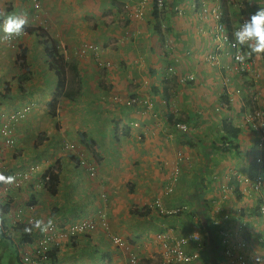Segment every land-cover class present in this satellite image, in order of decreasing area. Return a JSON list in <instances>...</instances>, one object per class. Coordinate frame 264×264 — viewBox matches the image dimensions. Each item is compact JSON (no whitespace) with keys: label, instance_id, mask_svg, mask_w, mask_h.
Instances as JSON below:
<instances>
[{"label":"crops","instance_id":"crops-1","mask_svg":"<svg viewBox=\"0 0 264 264\" xmlns=\"http://www.w3.org/2000/svg\"><path fill=\"white\" fill-rule=\"evenodd\" d=\"M152 1L40 0L41 7L35 9L26 0H0V12L25 15L27 25L44 27L59 42L68 60L69 90L68 97L59 98L54 119L47 102L56 78L47 70L35 37L23 33L0 41V89L9 82L12 93L11 100L1 103L0 113L20 108L23 101L32 103L29 115L12 122L14 145L4 147L0 173L30 164L45 169L57 159L60 163L56 195L37 186L36 170L20 189L0 197V204L8 203L3 216L12 225L21 210L25 224L29 218H53L63 225L96 218L101 211L109 230L98 224L92 235L76 237L81 241L75 246L68 241L60 247L62 257L85 248L86 264H128L126 252L112 244L113 236L130 239L141 258L164 264L160 244L150 242L163 232L177 239L199 235L183 245L187 253L197 254L186 264H227L224 234L228 245L248 258L247 264H256L255 256L264 259V217L257 211L264 193L256 194L233 173L248 175L257 153L255 133L243 115L264 107V93L257 101L252 98L264 89V57H253L245 74L231 71L228 48L219 43L214 29L213 10L220 8V0H164L159 35L153 28ZM263 4L246 0L241 10L232 6V27L241 14ZM18 45L26 48L31 76L23 92L16 84L26 72L15 63ZM88 45L99 46L100 60L112 65L99 66ZM238 87L244 89L241 96L234 92ZM129 96L147 103L122 108L112 101ZM119 121L129 124L127 135L120 133ZM179 122L187 125L186 132L175 127ZM232 128L238 137L227 152L223 147ZM67 142L76 146L66 149ZM81 160L95 168V177H89ZM176 168L179 174L173 180ZM168 185L172 190L166 192ZM156 200L164 212L154 206ZM145 206L151 209L148 214L132 213ZM5 249L0 246L1 255Z\"/></svg>","mask_w":264,"mask_h":264},{"label":"built area","instance_id":"built-area-1","mask_svg":"<svg viewBox=\"0 0 264 264\" xmlns=\"http://www.w3.org/2000/svg\"><path fill=\"white\" fill-rule=\"evenodd\" d=\"M29 1L35 9H39L41 7L40 0H26ZM163 0H157V5H162ZM246 0H228L235 8L242 9L244 2ZM260 8H264V4L261 5L258 9L250 11L245 15L241 14L239 16L238 22L236 25L232 27V29H228L227 25L221 21L222 10L221 8H217L213 10V17L215 19V32L216 37L219 43L226 45L228 48V52L230 54L232 63L229 67L231 71L235 74L242 75L243 73L249 71L254 63V59L247 60L245 63L240 64L235 60V55L239 51V46L233 48L231 45L234 43L232 33L239 28V26L247 20L252 14H254ZM227 37V40H225ZM218 48L215 46L214 49ZM87 49L94 54V59L98 64H103L100 61V49L97 46L88 45ZM85 49V50H87ZM84 49H82V52ZM208 59H213L211 55H208ZM105 65H109V63H105ZM171 71V68H168ZM259 78L260 75H257ZM186 79H192L191 76L189 77H181V81H185ZM235 94L239 96L243 95L244 89L242 87H238L235 89ZM264 93L263 91H259V93L255 92L253 94L254 100H259L261 95ZM120 102L125 104L131 103H147V101H141L136 97L125 98L120 100ZM31 105L27 104L22 106L20 109L13 111L11 114L6 115V113L2 112V116L5 117L0 124V136L4 139L6 145H11L14 142L12 136V128L10 125V121H15L18 119H22L30 112ZM7 117V118H6ZM244 123H248L252 129L254 130L256 136V148L257 153L255 156L252 157L251 162H254L257 166L256 174L253 177H249L248 175L240 176L237 171L233 174L239 177V180L243 183H248L251 189L256 194L264 193V107L260 106L255 108L252 111L246 112L243 116ZM175 127L183 132L187 131V125L185 123H176ZM2 150L0 149V164L3 163L2 159ZM30 170H34V167H31ZM90 176L95 175V168L93 166H88ZM179 169L176 168L174 170L173 180L178 176ZM6 176H13L15 177V181L12 184L4 185L0 184V197L2 195H6L8 191L12 187H19L24 180L28 178V173L24 170H13L5 174ZM168 185L166 187V192L172 190ZM101 197H105V193L101 194ZM154 206L159 208L160 212H164L159 201H154ZM21 210L18 211L16 221L21 220V215L19 214ZM258 211L261 216L264 217V202L261 200L258 205ZM177 211H173L176 213ZM34 218H29L28 222ZM53 219V218H52ZM100 224L103 229H109L110 223L108 219L105 217V214L101 211L98 213L96 218H82L75 221H69L62 226L58 224L54 220V226L48 232L41 234L38 231L34 230L36 236L30 242H26L25 245L23 244V249L21 251V257L23 258V262L26 264H50L49 259L47 258V254L52 247H59L63 244V241L66 239H70L72 237L78 235H89L94 233L97 228V225ZM5 233L8 235L13 233V228L11 225L6 226ZM170 233H160L157 235L159 241H164L163 243V260L165 264H173V263H189L197 258L196 253H187L183 245L187 242L188 239L197 241L199 239V235L197 233L191 234L189 237H181L177 240H174L169 236ZM172 241V243L170 242ZM113 242L118 246H125L127 250H129V246L124 243L120 236H114ZM229 241L227 239V234L223 235L222 244H223V253L227 259V264H247L248 258H245L242 254H238L236 250L228 245ZM128 262L130 264H139V258L136 253L133 251L129 252Z\"/></svg>","mask_w":264,"mask_h":264},{"label":"trees","instance_id":"trees-1","mask_svg":"<svg viewBox=\"0 0 264 264\" xmlns=\"http://www.w3.org/2000/svg\"><path fill=\"white\" fill-rule=\"evenodd\" d=\"M153 6L151 11V17L156 21V24L154 25L155 32L159 35L160 34V25L159 21L164 15L166 11V5L164 4V0L162 1V5H157V0H153ZM220 7H221V21L224 22L228 29H232V21L230 19V15L232 13V5L228 3V0H220ZM234 10V9H233ZM238 22V21H237ZM27 35H32L36 39V43L38 46H40L43 50V55L45 58V62L47 65V70L51 72L55 78H56V90L52 93L49 101L47 102V108L50 116L53 118L57 116V110H58V103L59 98L61 96L68 97V89L66 87V70L68 68L67 61L65 58V54L60 50L59 42L46 30L44 27L40 25L35 24H28L25 26V31ZM160 38V37H159ZM15 63L20 68H25L26 72L22 73L18 76L17 80V86L23 92L24 89V83L31 79V76L27 72V61H26V48L23 46L18 45V49L16 52V59ZM11 87L9 82H5L0 89V106L1 103L4 100H11ZM137 103H131V104H123L121 105L122 108L125 107H136ZM117 125H121V122H117ZM123 127L120 131L123 135L128 134V128L127 125L122 124ZM41 134L38 136L40 137ZM238 137L237 129L232 128L231 134L229 136V140L227 141V145H225L223 148L227 152H231L233 150L232 142H235V140ZM40 140H42V137H40ZM190 145H194L193 142H190ZM5 145L3 144L0 146V149L2 150V156L4 152ZM71 159H73V156H70ZM2 159V157H1ZM3 161V159H2ZM79 163V161L77 162ZM25 171L28 173V178L24 180V183H22L19 187H12L8 191L14 190V189H20L23 184H25L29 179H31V171L30 168L26 167ZM36 171V170H35ZM34 171V172H35ZM257 166L254 162H250L249 169H248V176L253 177L256 174ZM40 175L37 177V186L45 189L50 195H56L58 192V182H59V173H60V163L57 159L55 161V164L51 167L37 169V171ZM32 196V195H31ZM34 201V200H33ZM31 201V202H33ZM151 211V209L147 206L142 207L141 209H133L132 213L136 214L137 216H143L145 214H148ZM258 211V207H257ZM8 212V203L0 204V240L3 239V241L0 243L1 248L5 247L7 249L4 250V253L6 252L5 259L1 261V264H26L23 262V258L21 257V251L23 249V244L25 245L26 242H30L33 240L36 236L35 232L31 235L25 234L23 229L28 226V224H25L21 222L20 220H17L14 224H12V230L13 233L7 234L5 233L7 222L6 218L3 216ZM259 212V211H258ZM62 226V225H60ZM68 241H71V245L75 246L77 243V238H71ZM107 247H109L107 245ZM85 249V248H84ZM110 249V247H109ZM112 250H114L112 248ZM87 251V250H85ZM88 253V251H87ZM98 253V252H97ZM2 254V255H3ZM7 256V257H6ZM71 255H64L62 257V254H60V249L58 247H52L48 254L47 258L50 261V264H57L61 262H65L66 259H69ZM96 256V255H93ZM97 257V256H96ZM139 264H153V259L150 258H141ZM176 264V263H173ZM178 264H186L183 262H180Z\"/></svg>","mask_w":264,"mask_h":264},{"label":"clouds","instance_id":"clouds-1","mask_svg":"<svg viewBox=\"0 0 264 264\" xmlns=\"http://www.w3.org/2000/svg\"><path fill=\"white\" fill-rule=\"evenodd\" d=\"M27 23H28V20H27V17L25 15L17 14L15 12H0V32L3 33V35H0V41H7V40L12 39L13 37L21 36L25 31V26L27 25ZM232 37H233L234 43H232L231 46L233 48H236L237 46H239V51L235 55V60L238 63L243 64L247 60L252 59L253 57H257V58L264 57V8H260L254 14H252L247 20H244V22L239 26V28L236 29L232 33ZM225 40H227V37H225ZM99 49H100V47H99ZM101 62L104 63V65L103 64L100 65V64H98V62H97V64L99 66H110V64H111L108 61H106V62L101 61ZM107 62L109 63V65H105V63H107ZM245 73H247V72H245ZM245 73H243V74H245ZM131 97L132 96H129L127 98H131ZM252 98H253V95H252ZM120 100H123V99L115 97L112 101L116 102L120 106L125 104V103L120 102ZM253 100H254V98H253ZM27 104L31 105V109H30V111H31L32 110V103L31 102H25L22 104V106L27 105ZM137 105L140 106V104H138V103H137ZM22 106H20V108ZM20 108H18V109H20ZM256 108H258V107H256ZM15 110H17V109H13L9 112H7V111H3V112L6 113V115L8 116V114H11ZM252 110H254V109H251V111ZM247 112H249V111H247ZM28 114H26V116ZM0 115L2 116V112L0 113ZM4 118L5 117L0 119L1 122L3 121ZM24 118H22V119H24ZM1 122H0V124H1ZM12 122H14V121L13 120L10 121V125ZM123 124L127 125V128L129 127V124H126V123H123ZM121 127H123V125H121ZM2 140H3V144L5 145V147H13L14 142L11 145H6L3 138H2ZM255 141H256V139H255ZM81 163L86 164L87 169H88V166H92L83 160H81ZM27 167L28 168L34 167V170H30L31 173L33 174V172L35 170H37L38 164H30ZM22 170L25 171V169H22ZM22 170H19V171H22ZM88 173H89V170H88ZM95 173H96V170H95ZM32 174H31V176H32ZM95 175L90 176V174H89V177L92 178V177H95ZM14 181H15V177L10 176V175L6 176L5 174L0 173V184L8 185V184L14 183ZM104 198H106V195ZM53 226H54V219H52V218H48L47 220H45L43 218H36V219L30 220L28 222V226H26L23 229V231L25 234H28V235H31L34 230L38 231L41 234H44V233L48 232L49 230H51L53 228ZM106 230H109V229H106ZM90 235H92V234L78 235V236H90ZM155 235L157 236L158 234H155ZM78 236H75V238ZM113 237L111 238V242L116 248H121V249L127 251L128 256H129V252L133 251L134 253L137 254V256L139 258V262H140L141 257H139L137 251L133 250L129 245H128L130 247L129 250H127L125 248V246L116 245L113 242ZM72 238H74V237H72ZM68 240L69 239L64 240L63 244L61 246H59L58 248L60 249V247L66 246ZM122 240L124 241L123 238H122ZM157 241H159V240H157ZM160 246L163 248V244H160ZM161 258H162V261L164 263L163 254H162ZM255 259H256V264H264V259H262L259 255L255 256ZM127 261H128V257H127ZM128 264H130V263L128 262Z\"/></svg>","mask_w":264,"mask_h":264},{"label":"rangeland","instance_id":"rangeland-1","mask_svg":"<svg viewBox=\"0 0 264 264\" xmlns=\"http://www.w3.org/2000/svg\"><path fill=\"white\" fill-rule=\"evenodd\" d=\"M238 9H240V8H238ZM241 10V9H240ZM112 65V64H111ZM24 102H28V100L27 101H23V103ZM251 103H253V102H251ZM13 110V109H12ZM29 115V114H28ZM3 117L0 115V119H2ZM55 119V118H54ZM54 119H50V120H52V127H54V129H57L58 130V124L56 125V124H53V121H54V123H57ZM18 122V121H17ZM16 123V122H15ZM11 127H12V135H13V131H14V129H13V126H12V123H11ZM64 146H65V148L66 149H69V148H73V147H75L76 145H72V143H69V142H67V143H65L64 144ZM54 155H57V154H54ZM256 155V153L254 154V156ZM40 160H38L37 162H39ZM46 161V160H45ZM48 203H50V202H48ZM50 205H51V203H50ZM49 208V207H48ZM51 208H52V205H51ZM182 211L183 210V208H178V211ZM169 236L171 237V238H173L174 240H177V237L176 236H174L173 234H169ZM126 238V237H125ZM124 238V243L126 244V245H129L132 249H134L133 247H132V243H131V241H130V239H125ZM159 238L155 235V236H152L151 237V239H150V242L151 243H156L157 244V246H159V243L160 244H163L164 243V241H157ZM77 240L78 241H81V239L80 238H77ZM170 242L172 243V241L170 240ZM110 245V244H109ZM161 249H162V254H163V251H164V248H162L161 247ZM125 251V250H124ZM126 252V256L128 257V252L127 251H125ZM138 253V255H139V257H141L140 256V253L139 252H137ZM68 255H71V256H69L70 258L69 259H66L65 261H68V264H70L69 263V261L71 260V259H75V260H77V264H86V257H87V255H88V253H87V251H85V249H78V251H77V255H76V253H75V255H72L71 254V252H69L68 251ZM0 259H1V261L3 260V259H5V256H3V255H1L0 254Z\"/></svg>","mask_w":264,"mask_h":264}]
</instances>
